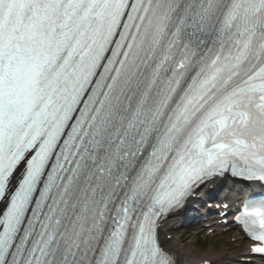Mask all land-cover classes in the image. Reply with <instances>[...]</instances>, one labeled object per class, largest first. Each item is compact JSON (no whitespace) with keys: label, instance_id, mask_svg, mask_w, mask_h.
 <instances>
[{"label":"snow or ice","instance_id":"1","mask_svg":"<svg viewBox=\"0 0 264 264\" xmlns=\"http://www.w3.org/2000/svg\"><path fill=\"white\" fill-rule=\"evenodd\" d=\"M226 173L264 185V0H0V264H179ZM232 216L264 261V190Z\"/></svg>","mask_w":264,"mask_h":264},{"label":"bare ground","instance_id":"2","mask_svg":"<svg viewBox=\"0 0 264 264\" xmlns=\"http://www.w3.org/2000/svg\"><path fill=\"white\" fill-rule=\"evenodd\" d=\"M232 182L221 180L215 183V188L212 192L205 189V192L203 194L204 198L210 197L214 194H221V196H225L224 192L226 190H238ZM185 219V215H179L170 218L166 223L164 228L162 229L163 233H166L165 235L170 234L171 227H174L176 225H179L182 220ZM165 246L166 248L176 256V258L179 261V264H199L203 261H211V264H222V257L224 256L223 253L218 252L214 255L209 253L206 255L205 258H197L195 257V251L191 247H184L181 243L182 241L180 238L174 237L172 240L167 241L165 240ZM246 253V252H245Z\"/></svg>","mask_w":264,"mask_h":264},{"label":"rangeland","instance_id":"3","mask_svg":"<svg viewBox=\"0 0 264 264\" xmlns=\"http://www.w3.org/2000/svg\"><path fill=\"white\" fill-rule=\"evenodd\" d=\"M188 226V223H182L180 225V228L177 229L176 233L172 236L181 238L182 245L185 247L190 246L195 251V257L197 258H205L207 254H215L219 251L227 252V254L223 257L226 261H229L232 253H241L243 249H241V246L239 244H231L229 242L228 236H219V235H212L211 237H204L206 238V244H204V248H202L201 245H197V242H195L192 235L186 231L185 227ZM202 240H200L201 242ZM234 246V249L231 248V246Z\"/></svg>","mask_w":264,"mask_h":264}]
</instances>
